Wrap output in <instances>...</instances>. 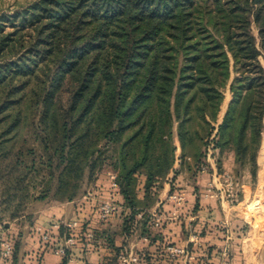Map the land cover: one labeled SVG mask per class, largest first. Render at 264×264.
<instances>
[{"label": "trees", "instance_id": "trees-1", "mask_svg": "<svg viewBox=\"0 0 264 264\" xmlns=\"http://www.w3.org/2000/svg\"><path fill=\"white\" fill-rule=\"evenodd\" d=\"M10 24L5 35L0 24V55L25 50L14 68H0V110H10L0 119V158H15L7 174H24L8 177L11 190L25 178L41 189L7 223L31 224L33 205L75 201L90 190L85 179L91 186L110 171L129 211L125 233L138 225L150 237L147 210L162 184L171 174L195 177L209 145L218 173L233 153L234 180L245 170L256 177L264 0H36ZM23 121L37 144L28 164L12 153L25 145ZM13 247L18 264L20 235Z\"/></svg>", "mask_w": 264, "mask_h": 264}, {"label": "crops", "instance_id": "crops-1", "mask_svg": "<svg viewBox=\"0 0 264 264\" xmlns=\"http://www.w3.org/2000/svg\"><path fill=\"white\" fill-rule=\"evenodd\" d=\"M230 100L227 87L215 126L221 123ZM263 148L264 133L255 181L252 182L248 170L243 171L237 179L238 201L233 206L211 196V192L223 186L211 158L206 160L210 171L195 177L182 172L170 183L164 182L155 203L147 210L150 217L157 214L163 219L159 228L149 225L150 237L142 235L138 225L125 233L123 222L129 211L124 208L118 191L110 188L108 173L111 172L104 171L87 191L89 197L84 195L67 203L33 205L31 224L6 223L0 228V242L20 235L18 264H126L120 256L136 254L144 258L142 264H264V157L262 161L260 158ZM222 169L225 173L234 172L233 153L224 157ZM143 181L141 179L138 187L139 200L144 198ZM175 190L181 191L185 199L176 217L173 216L175 206L168 201ZM105 200L114 202L115 213L107 220H100L96 208ZM77 215L83 220V231H91L93 237L82 236L66 257L54 255L36 229L47 230L52 241H61L65 236L64 228L52 225L62 224ZM141 217L142 213H137L136 221ZM169 246L180 248L185 254L172 256L167 250Z\"/></svg>", "mask_w": 264, "mask_h": 264}, {"label": "built area", "instance_id": "built-area-1", "mask_svg": "<svg viewBox=\"0 0 264 264\" xmlns=\"http://www.w3.org/2000/svg\"><path fill=\"white\" fill-rule=\"evenodd\" d=\"M208 158H211L215 162L211 145L207 147L206 160ZM209 170L210 169L207 164L201 167V171L199 173L208 172ZM217 178L220 179L223 186L221 189L216 190L215 192H211V196L225 201L230 206L237 204L238 194H239L237 181L234 180L231 174L225 172L218 173ZM108 179L110 183V188L113 191L117 192L118 188L115 182L116 175L112 172L108 173ZM89 194H86L85 198L89 197ZM168 201L175 206V211L173 216L176 217L185 201L184 194L181 191L175 190L168 196ZM96 211L100 220H107L115 213L114 202L111 200L102 201L98 204ZM162 223H163V219L161 216L155 214L151 217V226H153L154 228H159L162 225ZM83 226H84L83 220L79 215L62 224L60 223L53 224L52 225L53 228H57V229L64 228L65 230V236L61 241L60 240L52 241L51 234L47 230L42 231L40 228H37L36 232H38L41 235V241L49 245L54 255L59 257H66L70 249L76 245V243L80 240L82 236H86L87 238L90 239L93 237V233L91 231H86V232L83 231ZM83 232H85L84 235ZM13 249L14 247H13L12 239H5L0 242V264H12L11 259H12ZM167 250L172 256L185 254L184 250L173 246H169ZM119 259L126 264H142L144 260V258L138 254L130 255V256L121 255Z\"/></svg>", "mask_w": 264, "mask_h": 264}, {"label": "rangeland", "instance_id": "rangeland-1", "mask_svg": "<svg viewBox=\"0 0 264 264\" xmlns=\"http://www.w3.org/2000/svg\"><path fill=\"white\" fill-rule=\"evenodd\" d=\"M35 1L36 0H0V24L3 25L2 27L4 28L3 35L12 32V27L10 23L12 22L15 13L26 9ZM23 50L14 54L13 57L9 56L8 54H1L2 56L0 55V68L1 67H6L7 69H10V67L14 68V62L16 58L21 54V52H23ZM260 62L264 68V61L260 59ZM2 79H3V75L1 74L0 80ZM1 89L2 88H0V90ZM3 97L4 96H1V91H0V99ZM9 111L10 110L8 109H5L4 111L0 110V119L1 118L4 119L6 113H8ZM24 117L25 115L23 116V118ZM6 122L7 121L4 122V125ZM1 128H2V124H0V129ZM19 139L20 141L25 142V145L22 146L21 144H16V147L14 148V151H12V153L19 154L20 153L19 151H21V155H19L20 161H22L23 163L26 162L28 164V162L30 161V158L27 157L29 155L28 151L29 149H32V147L37 146V144L34 141L35 137L32 134L30 127L27 124L21 126ZM14 159L15 158H12L11 155L10 157L5 159H2V157L0 158V224L7 223V221H9V216H11L12 214L20 210L25 211V209L29 206V204L33 202L34 197L37 196V192L40 191L41 189L40 188L41 185H39L41 183L40 180L38 179L30 180V178H25L24 181L21 182V188H20V184H18L16 185V188H14V190H11L10 187L13 185V183L11 184V181L9 180L8 177H11L12 175H17L16 177H19V175H22V172L17 169L15 170H17L18 173L12 171V173L7 174L8 172L7 170L11 167V165H13ZM257 171H258V167L256 168V175H257ZM172 178L173 175L171 174L168 179L171 180ZM169 180L167 181V183L168 182L170 183ZM251 180L252 182H254L255 178L253 179L251 177ZM86 182L87 181L85 179L84 182L82 183L83 184L82 191L84 192L89 190L91 187V186H87ZM252 209L253 207H250V210ZM257 212L258 211H256V213ZM0 228L2 227L0 226Z\"/></svg>", "mask_w": 264, "mask_h": 264}, {"label": "bare ground", "instance_id": "bare-ground-1", "mask_svg": "<svg viewBox=\"0 0 264 264\" xmlns=\"http://www.w3.org/2000/svg\"><path fill=\"white\" fill-rule=\"evenodd\" d=\"M264 157V148H263V150H262V152H261V161L263 160L262 158ZM261 186H262V184H261ZM255 208V207H254Z\"/></svg>", "mask_w": 264, "mask_h": 264}]
</instances>
